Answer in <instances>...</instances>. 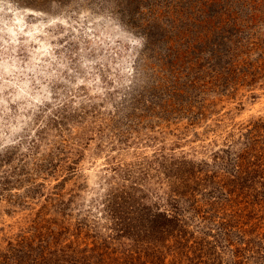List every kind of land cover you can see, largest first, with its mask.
Segmentation results:
<instances>
[{
  "label": "rangeland",
  "instance_id": "rangeland-1",
  "mask_svg": "<svg viewBox=\"0 0 264 264\" xmlns=\"http://www.w3.org/2000/svg\"><path fill=\"white\" fill-rule=\"evenodd\" d=\"M162 10L192 20L172 67L138 28ZM0 158V264H264V0H0ZM191 167L180 242L114 234L107 194L136 226Z\"/></svg>",
  "mask_w": 264,
  "mask_h": 264
},
{
  "label": "trees",
  "instance_id": "trees-1",
  "mask_svg": "<svg viewBox=\"0 0 264 264\" xmlns=\"http://www.w3.org/2000/svg\"><path fill=\"white\" fill-rule=\"evenodd\" d=\"M178 18H170L167 11L151 12L146 18H142L141 24H138V28L141 33L145 36L147 46L152 51L153 55L159 56L163 64L167 67H172L179 61L180 53L184 48V52L188 50V45L191 42L190 37L191 28L189 26V18L178 13ZM177 21V22H176ZM137 27V26H136ZM222 29V27H221ZM178 43L177 47L173 48L170 45ZM157 58V57H156ZM172 61H171V60ZM6 162V159L0 158V163ZM189 173L185 174L182 178V182L177 187L171 190V197L168 200L169 212L161 211L160 208L155 205L154 210L147 209L144 206L140 207V214L136 213L138 217V223L136 226L132 222V217L126 218L125 216H133L137 207L134 205V199L128 198L116 193L107 194V198L104 203V207L107 211L108 219L111 222L112 230L114 234H125L131 236L137 243L140 242L142 231L161 233L163 237H174L177 242H180L184 238L185 230L183 231V217L181 216L180 201L184 198V195H188L190 198V189L188 184L194 179L197 170L192 167L188 170ZM11 170H4L0 174V188L8 187L9 181L6 180L11 177ZM15 181V180H14ZM13 181V182H14ZM17 181V180H16ZM243 187L244 185L241 184ZM179 190V191H178ZM178 195V197L174 196ZM182 195V198H181ZM128 198V199H127ZM187 199V198H186ZM195 208V207H194ZM147 211V212H146ZM146 212V213H145ZM140 222V223H139ZM216 228H220L219 235H223L222 239H227L230 228L228 223H218L215 225ZM159 236V235H158ZM230 241H226L224 244L229 245ZM247 244V243H246ZM220 252H226L225 248H220ZM244 247H239L236 250H232L234 253L231 257H244ZM246 250V248H245ZM72 249L71 252L59 249L56 251H50L49 254L39 259L37 264H106L105 257L102 254H85L86 250L82 249L79 251ZM29 255H27L28 257ZM229 258V257H228ZM242 260V258H241ZM241 260H231V264H242ZM36 264V263H35ZM108 264H142L138 261V257L132 255H124L118 262H110ZM244 264V263H243Z\"/></svg>",
  "mask_w": 264,
  "mask_h": 264
},
{
  "label": "bare ground",
  "instance_id": "bare-ground-1",
  "mask_svg": "<svg viewBox=\"0 0 264 264\" xmlns=\"http://www.w3.org/2000/svg\"><path fill=\"white\" fill-rule=\"evenodd\" d=\"M19 26L21 27V25L19 24ZM45 52V51H44Z\"/></svg>",
  "mask_w": 264,
  "mask_h": 264
}]
</instances>
